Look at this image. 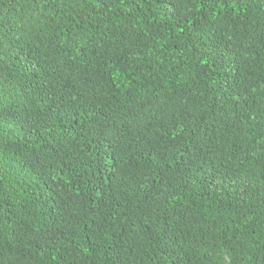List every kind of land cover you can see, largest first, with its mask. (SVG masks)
<instances>
[{
    "label": "trees",
    "instance_id": "obj_1",
    "mask_svg": "<svg viewBox=\"0 0 264 264\" xmlns=\"http://www.w3.org/2000/svg\"><path fill=\"white\" fill-rule=\"evenodd\" d=\"M0 264H264V0H0Z\"/></svg>",
    "mask_w": 264,
    "mask_h": 264
}]
</instances>
